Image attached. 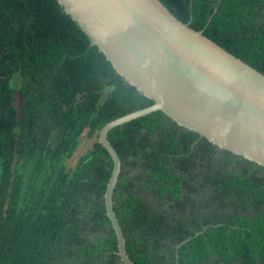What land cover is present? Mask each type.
Instances as JSON below:
<instances>
[{"label": "trees", "instance_id": "obj_1", "mask_svg": "<svg viewBox=\"0 0 264 264\" xmlns=\"http://www.w3.org/2000/svg\"><path fill=\"white\" fill-rule=\"evenodd\" d=\"M160 1L264 75V0ZM152 103L57 0H0V264H123L98 132ZM83 135L94 141L69 167ZM107 138L121 160L113 210L134 264H176V254L178 264H264V167L162 111Z\"/></svg>", "mask_w": 264, "mask_h": 264}, {"label": "water", "instance_id": "obj_2", "mask_svg": "<svg viewBox=\"0 0 264 264\" xmlns=\"http://www.w3.org/2000/svg\"><path fill=\"white\" fill-rule=\"evenodd\" d=\"M57 1L116 73L153 101L98 132V142L112 161L105 213L116 236L117 255L123 264H134L113 210L121 160L108 132L162 111L219 148L264 167V75L178 20L160 0Z\"/></svg>", "mask_w": 264, "mask_h": 264}, {"label": "rangeland", "instance_id": "obj_3", "mask_svg": "<svg viewBox=\"0 0 264 264\" xmlns=\"http://www.w3.org/2000/svg\"><path fill=\"white\" fill-rule=\"evenodd\" d=\"M93 141L94 140H92V139L90 140V139L85 138L84 135L82 136V138L79 142L78 148L75 151V153L73 154V157L67 162L69 167L74 166L78 157L81 156L83 153H85V151L91 147Z\"/></svg>", "mask_w": 264, "mask_h": 264}]
</instances>
